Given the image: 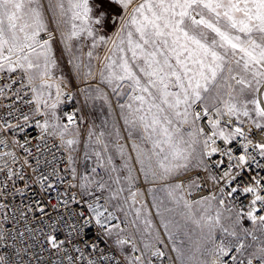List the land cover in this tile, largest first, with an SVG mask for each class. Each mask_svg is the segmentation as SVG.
Here are the masks:
<instances>
[{
	"label": "snow or ice",
	"instance_id": "snow-or-ice-1",
	"mask_svg": "<svg viewBox=\"0 0 264 264\" xmlns=\"http://www.w3.org/2000/svg\"><path fill=\"white\" fill-rule=\"evenodd\" d=\"M0 264H264V0H0Z\"/></svg>",
	"mask_w": 264,
	"mask_h": 264
}]
</instances>
